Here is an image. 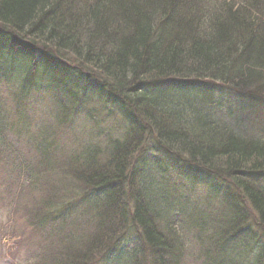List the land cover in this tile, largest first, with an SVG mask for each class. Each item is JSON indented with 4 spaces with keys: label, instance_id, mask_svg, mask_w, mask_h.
Instances as JSON below:
<instances>
[{
    "label": "trees",
    "instance_id": "16d2710c",
    "mask_svg": "<svg viewBox=\"0 0 264 264\" xmlns=\"http://www.w3.org/2000/svg\"><path fill=\"white\" fill-rule=\"evenodd\" d=\"M210 83L231 87L227 100L235 101L233 110L214 102ZM10 85L15 87L9 91L14 114L22 121L48 99L62 127L88 115L93 102L99 111L122 113L128 122L123 139L108 142L111 150L104 161L91 143L93 149L84 150L86 159L74 149L77 153L68 151L65 160L55 163V153L49 159L43 151V161L55 167L50 173L66 166L63 186L77 183L83 190L79 205L93 198L91 204L102 208L95 206V221H85L87 234L78 248L67 235L60 241L65 247L48 254L50 259L41 249L36 264H179L183 257L172 260L174 245L157 231L161 214L158 220L146 192L137 187L134 164L150 138L163 144L159 152L170 150L188 162L190 184L182 193L181 186L172 191L169 181L171 193L180 192L187 200L204 169L236 190L222 204L221 212L229 217L226 224H217L224 229L215 232L211 264H264V141L242 136L218 120L193 118L197 112L219 118L216 114L225 110L235 112L223 113L225 119L258 115L264 125V0H0V87ZM170 91L189 93L201 108L184 110L183 100L166 103L163 97ZM3 129L0 124V135ZM20 135L13 138L23 143ZM3 147L0 136L1 207L11 211L13 206L18 219L29 218L25 232L42 239L40 231L47 233L52 222L74 214L73 202L62 203L67 194L53 198L59 186L50 183L43 197L38 189L33 200L16 198L20 182H28L27 188L35 176L10 160L14 150ZM33 148L37 154L44 142L30 140L25 149L31 153ZM162 157L156 159L159 176L165 173ZM41 162H31L33 169ZM38 199L34 209L26 205ZM205 207L213 213L220 208ZM200 213L205 216L207 209ZM174 223L168 224L172 230ZM132 230L137 235L122 245ZM174 232L182 244L181 234ZM126 252L124 262L119 255ZM197 259L207 260L201 254Z\"/></svg>",
    "mask_w": 264,
    "mask_h": 264
},
{
    "label": "rangeland",
    "instance_id": "374dc122",
    "mask_svg": "<svg viewBox=\"0 0 264 264\" xmlns=\"http://www.w3.org/2000/svg\"><path fill=\"white\" fill-rule=\"evenodd\" d=\"M13 78L20 79L18 73H14ZM210 84L212 91L215 89L216 92L214 102H220L223 107H226L225 109H227V111L233 110L235 101L227 100V98L232 97V91L230 90L231 87L223 86L221 83ZM14 90L15 87H12L11 85L7 86V88L6 86L0 87V124L4 126L3 132L1 131L0 136L2 137V140L6 142V147H3L1 150H14L10 156V160L13 163L21 165L26 172L33 174V176H35L34 181L36 186L34 187L32 185L34 183V181H32L28 184L27 188L30 189L28 190L26 188V183L28 182H20V191L23 190L24 192L21 191V194L17 192V197L19 196L18 198L22 199L24 202L37 198V194L39 193L40 197H43L48 191L44 194H42V191L46 188V184L50 183L53 185L52 187L59 185L54 191L53 198L56 196L61 197L62 194H67L62 202L64 205H70L72 202L73 204L76 203V205L79 204V202L83 200L80 198L83 190H80L81 188L77 183L73 186H63L64 184L61 179L65 175H63L64 173L62 172L66 170V166H63L62 169L58 168L56 171L50 173V170H54L55 167L53 166V168H51L49 163L43 161V151L49 153V159L51 158L52 152L58 154L57 157L55 154H52V158L54 159L52 161L55 163H60L63 159L65 160L68 151L73 150L75 153L76 151H74V149H77V151L81 153L82 158L86 159L83 157L84 150H92L93 148L90 146L91 143L92 145H97L95 147L102 151L100 159L104 161L106 155H108L111 150L108 142L114 145L118 139H123L124 133L127 131L126 124L128 125V122L124 120L122 113L119 115L115 112L108 113L105 109H103L104 111L102 109L99 111V105L93 102L89 104L90 107L87 109V111L92 109L90 111L91 115L90 113L88 115L83 114L80 118H75L70 121L66 127H62L60 123H58L57 114L54 111V105L52 101H48V99L44 100L41 105L34 108L32 116L28 115L22 121L21 119H17L14 114V106L12 102L13 97L10 96L9 92ZM163 98L166 100V103L171 104L172 106H174L175 100L179 102L183 100V102H186L183 107L184 110H189L191 105L201 108V106H199V101L195 97L190 96L189 93L170 91L167 92ZM227 111H219L216 114L219 118L214 114L207 115L200 112H197L193 118L200 117L204 120L208 119V121L209 119L218 120L224 122L242 136L252 137L257 141H264V125L260 122L261 118L258 115H248L246 117L239 116L236 118L225 119L226 116L224 114L235 113L234 111ZM91 116H93L92 119ZM107 117H109V119ZM182 117L185 119L188 118L187 115H182L181 118ZM186 121H189V119ZM228 121L231 123L228 124ZM244 122H247L246 124H250L251 126L245 125ZM13 134H21L20 139L24 142L16 141L13 138ZM30 140L32 143L44 142V148L40 149L37 154L35 153L34 148L31 153L28 152L25 148L27 143H30ZM161 145L163 144H160L157 139L150 138L145 147V151L136 158L134 167L138 177L137 187L146 192V200L155 211V214L157 213V219L161 214L159 217L160 220L158 219L159 223L157 221L158 227L155 226L158 233L162 235V238L172 246L174 245L170 249V252L172 253L170 258L176 260L181 254V258H183L179 264H211V260L216 256L211 249L214 248L213 246L217 245L215 240H217L218 235H216L215 232H218V229L220 228L224 229L223 226L218 227L217 224L220 223V221L221 223L226 224V219L229 217L228 213L221 212L222 209L224 210L223 207L225 206L222 204L224 199H226L228 192L232 191L235 195L236 190L228 182H225V180L218 174L211 173L204 169L197 175V183L189 192L187 200L180 192L174 191V193H171V190L168 189L169 181L173 185L171 187L172 191L175 190L174 186L177 189L181 186L182 189H180V191L185 193L183 191L185 185L190 184V178L186 172V168L189 166L187 161H184V159H181V156L170 150L163 153L159 152ZM56 147L57 150L54 149ZM159 155H163L162 169L165 172L160 176L155 173L159 166V164L156 163V159ZM78 158L79 157H76V159ZM40 159H42V162ZM36 160L37 163L41 162L38 165V170L35 168L33 169L31 164V162H36ZM45 168L48 170H45ZM152 173H154V175H151ZM152 177H155L154 181ZM1 178L2 175H0V195H2L1 192L4 185L1 183ZM68 181H73V179L69 178ZM17 182L18 179H15L14 184ZM160 188L166 189V192L164 194L160 193ZM38 189L39 193L37 192ZM27 196L28 198L25 200ZM39 202L40 199L26 205L34 209ZM91 203H95L93 198L89 199L88 204L80 205L78 211H88V215H90L89 209L94 205ZM206 204L212 206L213 210L218 207L220 208L217 209L216 213H213V211H209V209L205 207ZM171 207H174L173 211L171 210ZM61 208L62 207L55 208V210H61ZM202 209H207L205 216L200 213V210ZM169 210L171 212H169ZM194 210H196V212ZM52 211L53 209L50 210V212ZM215 218L217 219L214 221ZM28 219L29 218L18 219L13 206H11L10 211L9 209L1 207L0 203V264H36L38 260L37 256L40 254L41 249H46V259H50L48 254L55 255L56 252L65 247V243L60 241L61 238H64L67 235L71 236L77 247L81 239L80 237H85L87 234L85 231V221L87 219H92V217L90 216L89 218L87 217V219L76 220L75 214L70 217L64 216L61 219L52 222L47 233L40 231L42 233V239H37L36 235L33 237L32 233L25 232L24 222ZM93 220L95 221V217H93ZM170 221L173 223L175 222L174 226L171 224L174 227V230L168 227ZM175 230L176 233L178 230L179 234H181L182 244L174 240ZM127 234L124 238L125 242H123L122 245H126L130 242L131 238L134 237V234L137 235L134 230L128 231ZM124 239H122V241ZM34 243L36 244L34 245ZM114 252L115 251L112 253ZM199 254L207 259L204 263L198 261L197 257ZM128 257L129 252L119 255V258L126 262ZM148 257L149 256L147 255L146 258L149 259Z\"/></svg>",
    "mask_w": 264,
    "mask_h": 264
},
{
    "label": "bare ground",
    "instance_id": "6f19581e",
    "mask_svg": "<svg viewBox=\"0 0 264 264\" xmlns=\"http://www.w3.org/2000/svg\"><path fill=\"white\" fill-rule=\"evenodd\" d=\"M85 112V111H84ZM80 117V115L78 116V117H76V118H79ZM81 205H84V204H81ZM95 206H97V207H100V208H102V206L100 205V204H94V205H92L91 207H90V209H89V213H90V215H88V211H78L79 210V208H80V205L79 204H73L72 205V208H73V212H74V214H75V216H76V218H77V220H82V219H87V217L89 218L90 216L91 217H95L96 219H97V211H98V209L95 207ZM84 210V209H83ZM83 212H87V213H83ZM105 220V219H104ZM98 222V221H97ZM215 251V250H214ZM215 253V252H214ZM124 261V260H123ZM125 262V261H124Z\"/></svg>",
    "mask_w": 264,
    "mask_h": 264
}]
</instances>
